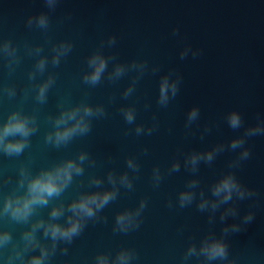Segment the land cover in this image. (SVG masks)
I'll return each mask as SVG.
<instances>
[{
  "label": "water",
  "instance_id": "95a60500",
  "mask_svg": "<svg viewBox=\"0 0 264 264\" xmlns=\"http://www.w3.org/2000/svg\"><path fill=\"white\" fill-rule=\"evenodd\" d=\"M42 12L49 15V28L28 27V18ZM177 28L179 34L174 35ZM111 36L116 37L115 46L105 44L102 51L106 56L115 55L116 60L109 61L100 84H85L83 75L91 71L88 57ZM9 39L17 48L19 63L10 69L9 57L0 54V123L11 112L22 110L37 117L39 129L22 155L9 157L0 152V208L5 198L17 190L21 168L35 176L43 169L77 158L82 151L95 160V166L85 161L84 174L74 176L69 187L47 207L38 208L32 222L47 220L52 207L61 203L67 206L83 193L110 190V171L117 176L127 171L134 184L132 190L121 186L117 199L98 213L97 219L88 220L71 244L61 241L46 264H96L98 255L108 254L114 259L122 249L135 251L131 264H183L190 244L198 245L210 231L219 235L224 223L238 222L232 217L220 222V211L229 205L216 213V223L211 225L209 213L197 209L200 190L211 196V185L229 171L257 192L252 199L230 202L238 207L241 218L249 211L255 212V220L246 231L228 238L230 258H235L237 264H264V136L247 139L245 146L250 148L251 156L238 168L229 165L239 149L218 154L211 165L201 162L195 174L184 166L186 156L192 152L227 145L258 123V117H264V0H58L55 10H50L45 0H0V42ZM62 41H70L73 48L54 67L52 47ZM36 46H43L41 55L47 56L49 63L43 75L37 73L36 79L30 80L29 74L40 56L29 55L28 48ZM188 46L201 54L193 58L189 53L182 60L180 53ZM134 60L147 61L148 70L136 83L135 92L125 99L123 93L138 73L129 71L115 82L107 77L116 63L130 64ZM153 67L159 68L155 74ZM169 72L174 73L173 79L179 74L182 81L177 96L163 108L157 104L159 83ZM50 74L56 76V82L48 91L47 102L40 104L35 98L37 86ZM11 87L16 89L14 97L5 91ZM82 101L104 105L107 116L93 118L91 131L67 145L57 148L46 143V134L54 131L49 117L59 115L62 103L67 108ZM145 105L150 107L146 109ZM129 106L136 108L132 125L121 112ZM194 106L200 109L199 119L186 127L187 114ZM233 110L239 111L244 120L237 130L226 121ZM154 123L158 128L151 135L135 134L137 124L147 129ZM205 128L211 131L205 133ZM129 157L136 159L139 173L127 168ZM177 160L180 171L169 175L168 169ZM157 166L163 179L159 187H154L153 169ZM92 177L103 178L104 184L100 188L90 185ZM194 178L200 180L197 199L181 209L178 195ZM23 191L20 189L18 194ZM145 199L148 203L139 228L114 232L117 214L136 209ZM67 215L70 213L66 212L59 222L65 223ZM30 227L31 222L0 218V230L10 231L13 236L8 249L0 250V264H6L12 245L23 247L22 234ZM37 235L42 243L51 244L43 237L42 229ZM64 248L68 249L66 254ZM38 254L36 249L27 256ZM188 264H198L197 258H191Z\"/></svg>",
  "mask_w": 264,
  "mask_h": 264
},
{
  "label": "clouds",
  "instance_id": "9594fccd",
  "mask_svg": "<svg viewBox=\"0 0 264 264\" xmlns=\"http://www.w3.org/2000/svg\"><path fill=\"white\" fill-rule=\"evenodd\" d=\"M58 0H45V4L50 10H55ZM50 19L47 13H40L38 16H31L27 20L28 27L35 25L40 29L47 30L49 28ZM174 35L179 34V29H175ZM117 40L115 36L108 38L106 42L102 41L100 49L95 51L88 57L87 63L91 71L85 72L83 75V82L90 86H96L101 83L105 72L108 70L110 60H116L115 55L106 56L102 49L105 44L108 47L115 46ZM73 48L70 41H62L53 45V55L51 57V64L58 67L62 57H66ZM43 46H36L35 48H28L29 55L40 56L33 72L29 74L30 80H35L37 73L43 75L47 69L49 59L47 56H42ZM189 53L193 58L200 55V50H193L191 46L185 47L180 53V58L185 59ZM0 54L9 57V67L12 68L14 63H19L17 56V48L13 46L12 41L5 40L0 42ZM148 70L147 61H132L130 64L116 63L111 72L108 73V80L115 82L123 77L129 71H135L138 75L133 79L124 91L123 97L127 99L136 90V83ZM159 71L158 67H153L152 72L155 74ZM169 72L163 75L159 83V96L157 104L160 107L166 108L170 101L173 100L179 90L182 77L179 74ZM56 76L50 74L46 80L40 83L38 91L36 92V100L40 104L47 102L48 91L55 84ZM9 97L16 95L14 87L5 90ZM28 90H25V97L28 96ZM61 111L56 117H49L52 122L54 131H50L45 136V142L59 148L62 145L69 144L75 137L87 135L92 129V119L107 116V111L102 104L93 106L86 102H81L73 107L65 108L63 103L60 105ZM146 109L150 105H145ZM121 112L125 121L132 125L136 121V108L129 106L121 108ZM199 107H193L187 114L186 127L191 125L199 119ZM155 116L153 120L155 121ZM228 126L237 130L240 129L244 120L239 111L233 110L226 116ZM158 128V123H154L147 129L143 124H137L134 131L137 136L151 135L153 131ZM37 117L35 115H27L22 110L11 112L7 120L0 123V152L11 157L20 156L31 143V137L38 131ZM205 133L211 131L210 128H205ZM255 136H264V117H258V123L249 126L245 129L242 136H238L230 141L227 145L217 144L208 151L197 152L194 151L186 156L184 161L185 168L189 169L193 174L199 171L201 162L211 165L218 154L231 150L236 152L240 150L236 159L231 161L229 167L232 169L241 166L243 161H246L251 156L250 148L246 147L247 139ZM203 139V134L201 136ZM147 153V149H145ZM85 161H88L90 166H95V160L89 158L87 152H80L77 158L67 159L55 165L50 169H43L38 174L33 176L27 168H21L20 178L17 182V190L9 194L0 208V218L7 217L16 223L28 224L31 222V227L22 234L23 247L12 245L11 251L6 257V264H46L52 255L55 254L58 245L61 241L71 244L73 239L81 234L84 230L88 220L97 219L100 213L110 202L117 199L120 187L123 186L128 190L134 188L133 178L129 176L126 171L117 176L114 172H109L107 181L112 185L110 190L95 191L90 193H83L76 200L65 206L63 203L51 208L47 220L41 218L32 222V217L37 213L38 208L47 207L54 199L62 195V193L72 183L74 176H82L85 171ZM127 168L134 173H139L140 166L135 158L129 157L127 159ZM181 168L180 162L177 160L172 163L168 169V174L179 172ZM163 179V174L159 166L153 169L154 187H159ZM90 185L100 188L104 184L101 177H92L89 181ZM200 185L199 179H191L187 182L185 190L178 195V204L181 209L189 207L197 199L196 189ZM20 189H24L22 194H18ZM211 196H207L204 190L199 192V202L197 209L200 212H208L209 224L216 223V213L225 205L228 207L220 211L219 220L221 223L227 221L229 217L238 219V222L231 224L224 223L219 235L214 231H210L205 235L199 244L193 242L187 248L183 256V264H188L191 258L196 257L198 264H237L235 258H230L228 238L232 234L244 232L247 226L255 220V212L249 211L242 218L240 217L239 209L230 202L243 201L252 199L257 196L254 189L243 185L237 178L234 171H229L220 179L214 182L210 187ZM147 200H141L136 209H129L120 212L116 216V223L113 229L114 232L128 233L140 226V217L144 209L147 207ZM170 208L173 207L169 201ZM67 215L65 223H60L61 217ZM106 219V218H105ZM43 230V237L51 241V244H44L38 237L37 233ZM13 236L10 231L0 230V250L8 249L12 244ZM39 249L38 255L27 256L29 252H35ZM67 248L63 249L66 254ZM136 258V253L132 249H122L115 258H111L108 254H100L96 257V264H131V261Z\"/></svg>",
  "mask_w": 264,
  "mask_h": 264
}]
</instances>
